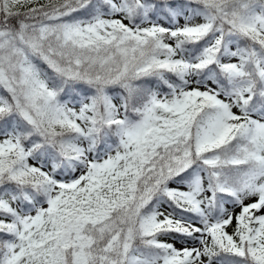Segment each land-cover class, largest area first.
I'll list each match as a JSON object with an SVG mask.
<instances>
[{"label": "snow or ice", "instance_id": "snow-or-ice-1", "mask_svg": "<svg viewBox=\"0 0 264 264\" xmlns=\"http://www.w3.org/2000/svg\"><path fill=\"white\" fill-rule=\"evenodd\" d=\"M0 264H264V0H0Z\"/></svg>", "mask_w": 264, "mask_h": 264}]
</instances>
